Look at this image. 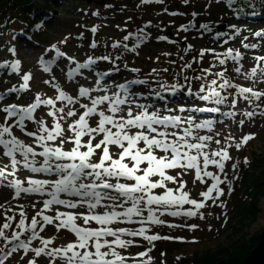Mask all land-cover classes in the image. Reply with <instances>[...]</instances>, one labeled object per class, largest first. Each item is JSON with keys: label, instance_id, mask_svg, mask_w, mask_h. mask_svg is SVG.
<instances>
[{"label": "snow or ice", "instance_id": "6c2138e0", "mask_svg": "<svg viewBox=\"0 0 264 264\" xmlns=\"http://www.w3.org/2000/svg\"><path fill=\"white\" fill-rule=\"evenodd\" d=\"M162 2L141 0L144 5ZM188 27L185 25L181 30L187 31ZM200 28L208 30V25L201 24ZM91 31L95 33L96 29ZM140 33L137 39L143 42L146 34L143 29ZM236 34L239 35L238 30ZM255 36L264 39V32H256ZM123 39L127 41L129 36L125 35ZM165 39V36L159 37L161 41ZM91 47L96 45L93 43ZM112 47L134 51L127 44L114 43ZM243 47L257 46L244 44ZM56 55L65 54L57 50ZM199 55L203 57L204 52ZM216 55L222 66L228 59L237 63L242 59L241 53H234L232 49ZM221 55L224 58H219ZM97 59L109 61L111 58L102 56ZM255 59L257 66L251 71L242 72L236 67L235 72L252 81L253 85H264V56ZM41 62L43 71L50 72L49 65L53 61L44 63L41 58ZM69 63L74 61L69 58ZM94 64L96 59L91 57L84 63H77L67 71L68 80L82 76L81 70L90 69ZM10 67L13 72H20L19 61ZM184 67L190 69L192 64L186 63ZM201 71L219 80L214 78L207 82V75L196 76L194 79L202 83L197 93L191 92L189 84V94L197 95L209 104L222 105L231 95L228 90L233 89L247 104L256 102L255 107L261 109L259 115L264 116V90L233 84L226 78L227 69L215 73H211L210 68ZM110 75V72L97 73L94 85L89 86L77 80L75 95L67 94L56 85L54 98L36 95L27 105L13 103L0 108V113L4 114L3 122H0V154L10 162V166L6 163L0 167V183L6 182L12 190V199H19L22 195L43 198L40 205L31 204L37 210L30 219L24 210L19 211L15 223L12 216H5V222L0 225V264H5L18 252L26 257L23 264H39L35 258L43 257L48 258L49 264H135L137 257L122 252L134 246L137 238L148 244L176 239L150 234L154 225H166L169 229L182 227L166 224L161 217H195L207 201L216 202L225 195L221 188L224 179L206 169L214 165L224 173L225 162L231 159L230 153L220 140L214 141L221 145L219 149L205 151L212 137L199 135L202 129L211 130L212 121L196 122L192 117L182 118L156 109L149 110L148 105L137 103L136 94L131 91L133 85L146 81L108 84L105 78ZM32 78L30 74H23L20 87H12L8 92H27ZM184 79L188 80V77ZM161 87L175 94L183 86L176 83L170 88ZM236 103V99L231 101L233 108ZM42 106L53 109L46 112L51 123L36 115ZM193 111L215 113L219 108L202 107ZM243 115L251 120L257 112L250 110ZM27 122L36 125L34 131L28 129ZM244 123V120L239 121L240 125ZM15 129L30 140L26 142L18 138ZM253 138L250 134L244 135L236 147ZM21 168L33 175L24 180L15 178ZM232 168L235 169L236 165L232 164ZM185 171L194 174L200 183H204V177L211 181L210 185H205L206 190L199 192L201 200L192 198L185 190L186 185L181 182ZM186 205L191 207L185 209ZM199 218L204 217L200 215ZM45 226H54L57 234L65 230L73 238L62 247L55 246L53 239L41 236ZM187 227L194 230L197 226ZM34 241L41 246H34ZM150 251L149 248L147 252L137 254L140 264H148L143 258Z\"/></svg>", "mask_w": 264, "mask_h": 264}, {"label": "rangeland", "instance_id": "374dc122", "mask_svg": "<svg viewBox=\"0 0 264 264\" xmlns=\"http://www.w3.org/2000/svg\"><path fill=\"white\" fill-rule=\"evenodd\" d=\"M8 1L9 0H2L4 4H7ZM44 1L46 0H34V2H37L39 4L43 3ZM103 1H106L105 5H109L110 3L113 7H115L116 10H123L124 8V17H132L137 22L143 19V22L141 23L142 25H145L146 21H150L151 27H149V29L152 30L153 33L157 32L158 35L161 33H159V28H163L162 26L166 28H172L170 23H173V21H175L170 16L169 11L171 10H169L168 8L176 9L180 14V19L186 20L189 25L194 26H200L201 24H207L208 26H210L212 25V23L206 22H210L211 20L213 22L217 20L224 21L225 15L223 16V13H228L225 7H223L221 4L215 3L212 0H187V3H185V0H163L162 4H155L153 6H140L139 0H62L59 1L60 5L57 6L56 9V19H54L50 26L45 29L42 38H39V40L46 45L65 41L64 50H66L67 52H63L65 54L64 56H66L67 58L76 59L77 56L75 54H78L80 50L75 51L72 43L70 42L74 39H71L72 37L67 38L64 34H67L76 28L73 24V22L77 20L74 15L79 16L81 14H72L71 11L76 9L80 10V8H82V10H80L81 12L86 9L89 12L97 10L100 13L106 12L107 14H111V6L108 10L104 9V5L102 4ZM11 3L12 2L10 1V4ZM50 3L53 2L50 1ZM8 5L9 4H7V6ZM121 5H124V7H120ZM218 10H220L221 12H219ZM165 11H168V13H166ZM11 12L13 11L9 10V12L5 15H10ZM193 13H195V16L193 15ZM219 15L222 17H220ZM124 17L117 19L113 24H108L109 26L106 27L107 29H109V32H102L103 34L99 32L100 36L106 34L108 37L115 36V39L117 37H120L123 30L122 25L126 22L125 20H122ZM4 18H6V16H4ZM79 18L80 16L78 17V19ZM231 22L235 27L232 31V41L230 43L231 49H233L234 53L237 51L241 53V61H243V63L240 64V66L233 67L230 71H228V74L231 76L233 82L238 86L251 85L252 87H257L261 90H264V85H253L252 81L245 80L244 78H242L243 76L235 72L236 67H240L242 72L251 71L252 67L257 66V61L255 58L257 56H264V39L255 36L256 32H264V24L256 28L249 26L244 29L245 24H235L234 20H231ZM101 23L103 25H106V23L102 20ZM221 24L224 26V23ZM12 27L14 28L15 26L12 25ZM127 27H132L133 29L132 24L127 25ZM237 30L239 31V35L236 34ZM242 30L243 32H246V35H240V32H242ZM161 31H164V29H162ZM169 34L172 33L170 32ZM102 38L105 41L107 39L104 36H102ZM76 44L79 45L80 43L77 42ZM123 44H127L130 47L133 46L127 41H123ZM244 44H255L257 47H250L245 49L243 47ZM176 45L174 47H176ZM17 46L18 44L14 42V47ZM196 50H198V48H196ZM177 51L182 55V57L184 56L182 54V46L181 49L174 50L162 45H146L141 57L138 59L130 60L129 64L135 65V67L139 68L143 74H146V72H150L153 70L160 72L161 76L168 81L170 79H174V76H170V72L172 71V69L166 68L168 64L166 60L177 61ZM94 52L97 54L98 48H96ZM154 55L162 57V60L158 59L159 61L156 62L157 59L154 60ZM32 63L37 65V61L34 60L30 64H28L30 67L28 69L33 73L36 72V68L33 67ZM41 66L43 67V65ZM165 69H167V71H165ZM39 75L40 76H34L30 80L32 82V86L29 85V90L26 92V94L19 98L21 99V101L26 102L30 98L34 99L36 95H40L42 98H54L56 93L53 91V88H55L56 85H58L62 90L66 91L67 94L74 95V92L70 88L65 90L61 86V78L56 77L54 70H51L49 73L39 70ZM238 78H241V80L244 81H239ZM208 80L209 79H207V81ZM45 81H49V83L46 84ZM235 96L240 97L236 91ZM15 99L16 98H14V100ZM238 102L244 105L245 101L240 97ZM10 103L11 102H8L7 105ZM57 103L58 106H62L59 104V102ZM7 105H0V108H3ZM46 112L47 109L44 108L38 116L44 119L46 123H51V118L47 117ZM3 116L0 117V122H3ZM182 117L186 118L187 116L185 114H182ZM191 117L196 122H198V117H194L193 115H191ZM224 119H227V117H224ZM32 125L34 124L29 125V130H33V128L31 127ZM227 128L228 127L225 126L223 128L224 132L218 135H216L215 133H209V135H211L213 139L208 142V147L205 149V151H214L219 149L218 144H215L214 142L216 140H220L221 144H225L224 147L228 149L227 144L231 143L233 139H239V141L237 142H232L231 147L228 149L231 159L225 162L226 166L229 162L237 164L240 161L241 168L233 169L229 172L228 175V178L232 183L233 194L231 193V189L226 186L225 188H223L225 195L216 202L207 201L205 203L204 211L200 212L197 215V218L194 220L190 219L189 217L183 216L168 217L169 220H167V218H162L166 220L167 223L181 225L182 227L169 229L163 226H152L150 228V234H158L161 236L176 238L169 241L161 240L168 243H161L158 246L159 248L157 250V253L156 251L150 253L153 258L152 264H156V262L159 263L160 259H162L163 261L162 264H192L189 260H191L193 256L201 257L203 255H209V253H214L219 248L225 249L230 246L231 243H234L238 240L246 241L254 236L260 235V233L264 229V175L261 174V172L264 170V117L253 121L250 129H246L243 126H232L229 129ZM240 130H247L246 132H248L254 138L247 144H242L239 148H237L236 145L243 137V133H238ZM208 131V129H202L199 131V135H207ZM14 134H16L18 138H21L26 142L30 140V138L24 137L18 129L14 130ZM227 137L228 140L225 139ZM241 149L242 151H240ZM1 158L2 159H0V167L3 166L2 162H4L3 159L5 157H3L1 154ZM247 158H253V161H255V165L252 170L246 169L247 167H243L244 165L249 164L248 162L245 163L244 161L247 160ZM206 170L211 171L209 166ZM216 170L217 171L213 174L220 175L225 182L230 184V182L219 172L217 168ZM251 176H254V181L256 179H259L258 186L255 187L254 183L251 182ZM181 182L185 183V190L189 191L190 196L197 200L201 198L199 196V192L206 189L205 186L202 187L199 184V181H196L194 174L183 173V175L181 176ZM243 193L247 194V196L244 197ZM249 201L251 202V204H255L256 214L254 217V221L248 224V215L244 216L243 212L240 211L243 206L247 205V202L249 203ZM0 205H2V207H0V225H2V223L5 221V216L14 215L13 221L16 217L17 221L19 217V211L22 209H25L26 217L30 213H33L30 212L33 211L31 210L33 207L30 204H14L10 203L8 199H2L0 200ZM220 205H222V207ZM21 206H23L22 209ZM190 207L191 206L186 205L185 209ZM8 208H11L12 211L8 212ZM201 213H203V219L199 218ZM188 225H196L197 227L192 230L187 227ZM124 226L133 227L132 225ZM54 228L55 227L49 230L48 238L54 240L55 246L62 247L69 240H72L73 237L71 235H69V237L65 239L67 233L65 230H61L60 233L57 234ZM153 243L155 245V242ZM34 246L39 247L41 245L38 242L37 245ZM155 247H157V244L155 245ZM230 247L228 248L229 250ZM144 251L147 252V250ZM25 258L26 257L21 254H16L14 260L20 261ZM38 259L42 261V263L49 264V260L47 257ZM143 260L147 261L148 264H151L148 256L144 257ZM137 262L140 264V258ZM5 264H14V262L9 259L5 262Z\"/></svg>", "mask_w": 264, "mask_h": 264}, {"label": "trees", "instance_id": "16d2710c", "mask_svg": "<svg viewBox=\"0 0 264 264\" xmlns=\"http://www.w3.org/2000/svg\"><path fill=\"white\" fill-rule=\"evenodd\" d=\"M10 1L12 2L10 4ZM33 0H9L7 4L11 6V8L16 9L19 12V16L21 19L26 21V18L29 16L30 7H28V4H30ZM237 4L245 8L248 6L247 0H236ZM0 1V11L3 8V6L7 5ZM77 10V9H76ZM76 10H72V14H76ZM18 16V15H17ZM13 16V17H17ZM80 18L78 19V17ZM74 17L77 19L73 22L74 26L76 27L73 31L79 29V26L81 25L80 20H82L81 15ZM137 26L138 23H136ZM85 26H88L86 24ZM254 166V165H253ZM262 175H264V170L261 172ZM251 182L254 183L255 187L258 186L259 179H256L254 181V176H251ZM240 212H243V215H248V224L252 223L254 221V217L256 214V206L255 204L248 203L247 205L243 206ZM259 235L254 236L246 241H236L234 243H231L230 246L227 248H219L214 253H209V255H203L201 257L193 256L191 260H189L192 264H241L244 259L248 256L249 252L253 249V247L258 243L259 241ZM230 247V250L228 249Z\"/></svg>", "mask_w": 264, "mask_h": 264}, {"label": "bare ground", "instance_id": "6f19581e", "mask_svg": "<svg viewBox=\"0 0 264 264\" xmlns=\"http://www.w3.org/2000/svg\"><path fill=\"white\" fill-rule=\"evenodd\" d=\"M30 15V14H29ZM15 32V31H14ZM14 34V33H13ZM31 55L30 54H28L27 53V55H26V58H29ZM60 58V57H59ZM59 58H57L56 60H58L57 61V63L55 64V66H54V68H53V70H54V73L56 74V77L57 78H61L60 79V81H61V83H62V85H64V86H66V87H69L74 93V95L76 94V92L78 91V88H77V84H76V81L78 80L79 81V83L80 84H83L84 86H89V85H94V80H95V78H96V74L92 71V72H88L87 71V69H82V70H86V72L85 71H82L81 70V72L83 73V75L82 76H80V77H74L73 78V80H68V78H66L65 76H64V72H66V71H68L69 70V68H74L75 67V65H73L72 63H69V60H67V61H65V60H63V59H59ZM55 60V61H56ZM74 63H76V61H74ZM110 71V70H109ZM7 72L8 73H14L12 70H8L7 69ZM0 73H1V70H0ZM61 73V74H60ZM110 77V76H109ZM13 78H16L17 79V83L19 84L20 83V77L17 75V74H15L14 75V77ZM107 79V78H106ZM111 79H113V80H115V81H117V82H119V79H118V77H116L115 75H112L111 76V78H109V79H107L106 81H107V83L108 84H113V83H111V82H109V80H111ZM123 83H126V82H123ZM131 91L133 92V93H135L136 94V99H139V94H138V92L132 87L131 88ZM26 94V92H21L20 93V96H24ZM165 95H167V94H162V95H160L157 99L160 101V102H163L164 101V99H163V97L165 96ZM172 101H173V99H171ZM182 100H184V99H182ZM191 100V99H190ZM147 101V98H144V100L143 101H137V103H140V104H144V102H146ZM184 101H186L187 103V108H184V107H182V106H180V104L179 103H177L176 105L178 106V107H182L183 109H185V111H189V110H192V107H191V101H187V100H184ZM174 102V101H173ZM210 106L211 107H218L219 108V111L218 112H215L214 113V116H218V114L219 113H221V112H223L224 110H225V108L224 107H221L220 105H215V106H213V105H211L210 104ZM169 109H170V106H169ZM240 120H243V119H241V118H239L238 120H236V119H233L230 123H236L234 126H237V127H246L247 125H249V124H251V122H248V121H245V123L243 124V125H240L239 124V121ZM253 123V122H252ZM217 126H212V128H216ZM6 162V161H5ZM7 163V162H6ZM3 198L4 199H8V201H10L11 200V197H10V194H9V192H6L4 195H3ZM250 253V252H249ZM249 255V254H248ZM247 258V257H246ZM245 258V259H246Z\"/></svg>", "mask_w": 264, "mask_h": 264}, {"label": "water", "instance_id": "95a60500", "mask_svg": "<svg viewBox=\"0 0 264 264\" xmlns=\"http://www.w3.org/2000/svg\"><path fill=\"white\" fill-rule=\"evenodd\" d=\"M217 34L222 33V30H217ZM259 242L250 251L247 258L241 264H264V229L259 235Z\"/></svg>", "mask_w": 264, "mask_h": 264}]
</instances>
